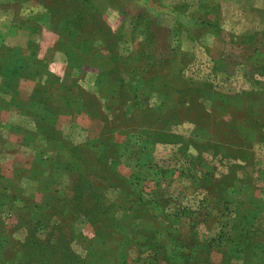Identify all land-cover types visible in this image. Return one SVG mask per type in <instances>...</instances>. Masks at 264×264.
<instances>
[{
  "label": "rangeland",
  "instance_id": "374dc122",
  "mask_svg": "<svg viewBox=\"0 0 264 264\" xmlns=\"http://www.w3.org/2000/svg\"><path fill=\"white\" fill-rule=\"evenodd\" d=\"M0 264H264V0H0Z\"/></svg>",
  "mask_w": 264,
  "mask_h": 264
}]
</instances>
